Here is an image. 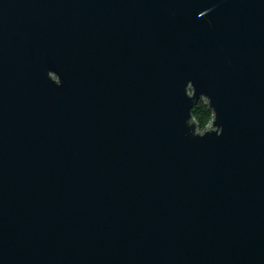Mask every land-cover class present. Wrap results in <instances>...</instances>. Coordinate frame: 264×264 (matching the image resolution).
<instances>
[{"label": "water", "instance_id": "95a60500", "mask_svg": "<svg viewBox=\"0 0 264 264\" xmlns=\"http://www.w3.org/2000/svg\"><path fill=\"white\" fill-rule=\"evenodd\" d=\"M0 264H264V0H0Z\"/></svg>", "mask_w": 264, "mask_h": 264}, {"label": "clouds", "instance_id": "9594fccd", "mask_svg": "<svg viewBox=\"0 0 264 264\" xmlns=\"http://www.w3.org/2000/svg\"><path fill=\"white\" fill-rule=\"evenodd\" d=\"M209 10L210 9L205 8L199 15L203 16ZM61 83H63V80H61ZM184 91L186 96L192 99V105L188 109V115L184 121L186 128L184 132L185 137H204L211 131H215L220 135L223 131V125L216 123L218 111L212 103L210 94L202 90L197 95L196 84L191 78L187 80Z\"/></svg>", "mask_w": 264, "mask_h": 264}]
</instances>
